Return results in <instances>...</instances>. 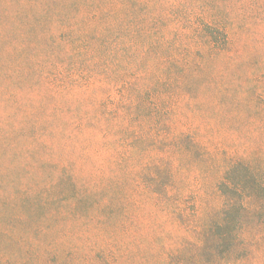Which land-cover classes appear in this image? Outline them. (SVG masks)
Here are the masks:
<instances>
[{"label": "rangeland", "instance_id": "374dc122", "mask_svg": "<svg viewBox=\"0 0 264 264\" xmlns=\"http://www.w3.org/2000/svg\"><path fill=\"white\" fill-rule=\"evenodd\" d=\"M66 10L0 0V264H264V196L246 200L234 244L214 252L228 166L242 159L264 180L262 129L231 116L224 76L187 86L190 74L157 68L120 114L98 71L85 86L89 60L67 58ZM57 31L55 64L45 46ZM85 107L110 131L84 125ZM68 174L99 190L89 205L68 196Z\"/></svg>", "mask_w": 264, "mask_h": 264}, {"label": "trees", "instance_id": "16d2710c", "mask_svg": "<svg viewBox=\"0 0 264 264\" xmlns=\"http://www.w3.org/2000/svg\"><path fill=\"white\" fill-rule=\"evenodd\" d=\"M60 1L38 0V4L49 3L53 7ZM163 1L66 0L63 33L71 46L66 56L70 59L75 50L80 61L89 60V64L80 63L86 68L85 86L98 71L99 80L109 84L100 85V90L108 91L111 86L117 91L116 107L125 115L130 90L148 86L152 71L157 68L190 74L179 82L187 86L196 85L205 72H219L224 77L217 95L228 102L231 116L257 122L264 135V0ZM59 35L57 31L45 46L56 52L55 64ZM45 47L40 45L39 50ZM212 82L219 86L217 81ZM161 83L154 81L153 85ZM141 103L139 115L143 116L145 108ZM91 110H83L84 125L109 132L108 126L98 123L97 115L90 114ZM154 123L163 126L160 121ZM83 156L85 163L90 162L88 153ZM67 176L68 196L89 205L99 190L93 191L84 183L77 187L76 177ZM218 189L227 205L220 221L210 227L217 255L234 244L246 200L264 196V180L246 161L238 159L228 166ZM102 200L107 203V199Z\"/></svg>", "mask_w": 264, "mask_h": 264}]
</instances>
